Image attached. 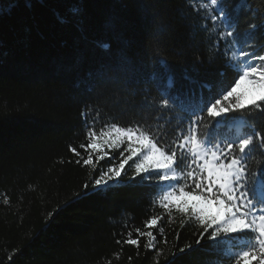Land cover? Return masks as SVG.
I'll return each mask as SVG.
<instances>
[{
  "label": "trees",
  "instance_id": "1",
  "mask_svg": "<svg viewBox=\"0 0 264 264\" xmlns=\"http://www.w3.org/2000/svg\"><path fill=\"white\" fill-rule=\"evenodd\" d=\"M203 1L31 0L29 8L17 0L0 17V264H167L172 253L179 256L177 264H215L213 254L195 245L197 229L176 212L158 222L163 235L151 229L156 248L145 247L147 237L139 238V247L124 243L129 231L132 238L136 228L149 231L144 221L161 210L150 203V189L128 179L133 169L93 194L95 178L110 161L97 162L99 153L79 147L89 142L82 111L96 119L97 135L115 121L129 126L157 114L171 121V131L187 114L157 107L169 75L172 92L205 103L232 81L240 68L226 64L224 44L213 64H195L196 57L211 54L218 31L204 19L207 12L193 10ZM9 3L0 0V7ZM238 4L226 0L241 34L250 22L264 21V0H249V9L237 14ZM74 6L81 9L78 16L70 12ZM154 15L166 25L159 44ZM255 35L260 52L264 27ZM104 43L110 48L103 49ZM121 54L129 64L122 66ZM244 118L264 127V116ZM231 127L229 121L221 130L227 134ZM90 152L95 168L76 163ZM260 159L250 166L255 169ZM188 244L198 250L179 253Z\"/></svg>",
  "mask_w": 264,
  "mask_h": 264
},
{
  "label": "snow or ice",
  "instance_id": "2",
  "mask_svg": "<svg viewBox=\"0 0 264 264\" xmlns=\"http://www.w3.org/2000/svg\"><path fill=\"white\" fill-rule=\"evenodd\" d=\"M26 2L29 8L33 6L31 0ZM37 2L44 5V0ZM16 6L17 0H10L7 8L0 7V17ZM249 7V0H239L235 12L238 14L241 8L248 10ZM142 10H147V6ZM193 10L207 12L204 19L211 22L213 31L218 30L211 54L196 57L195 64H213L224 44L226 64L243 66L232 81L205 103L194 94L172 92L173 78L169 75L166 87L159 90L162 101L157 107L168 113L179 110L187 114L186 119L178 117L179 122L171 131L167 128L171 121L161 120L157 114L152 121L141 118L129 126H117L115 121L105 125L97 135L96 119L89 120V114L82 111L89 142L79 147L99 153L97 162L106 158L110 161L95 178L93 194L119 183L131 161L133 175L128 179L150 189L154 197L150 203L161 210L144 221L149 231L136 228V238L129 231L124 243L139 247V238L147 237L145 247L156 248L151 229L156 227L163 235L164 227L158 222L165 214L171 217L176 212L191 221L190 226L198 231L195 245L213 254L215 264H264V127L244 118L245 114L264 116V49L257 52L255 35L258 28L264 27V21L250 22L241 34L235 17L226 8V0H205L199 9L193 7ZM70 12L78 16L81 9L74 6ZM58 19L61 23L68 22L62 17ZM153 22L154 40L159 44L166 25L158 15H154ZM203 27L206 29L207 25ZM101 47L107 50L110 45L104 43ZM233 48L235 51L229 55ZM121 61L122 66L130 63L123 54ZM159 63L166 67L167 61L161 58ZM246 79L258 85V93L249 95L239 91ZM229 121L232 127L226 134L221 129L227 128ZM71 151L81 157L76 148ZM257 156L261 159L253 169L250 165ZM76 163L96 167L91 152ZM84 188H88L87 183ZM87 195L85 192L84 196ZM225 244L227 248L222 247ZM186 248L198 250L188 244L179 253H185ZM161 255L162 249L157 251V256ZM172 256L167 264H177L178 254L172 253Z\"/></svg>",
  "mask_w": 264,
  "mask_h": 264
},
{
  "label": "rangeland",
  "instance_id": "3",
  "mask_svg": "<svg viewBox=\"0 0 264 264\" xmlns=\"http://www.w3.org/2000/svg\"><path fill=\"white\" fill-rule=\"evenodd\" d=\"M204 2H205V0L203 1V3H204ZM238 66H239V68H242V67H243L242 65H238ZM239 91H244V92L249 93V95H251V94H254V93H258V92H259V87H258V85L254 84V83L252 82V80H250V79H246V80L243 82V84H242V86H241V89H240ZM231 124H232V123H231ZM101 140H102V138H101ZM105 151H108V149L105 148ZM96 153H97V152H96ZM133 168H134V165H133L132 162L130 161L129 164L126 165L124 172H127V171H129V169H133Z\"/></svg>",
  "mask_w": 264,
  "mask_h": 264
}]
</instances>
